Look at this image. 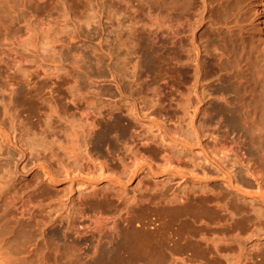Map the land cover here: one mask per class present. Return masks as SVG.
<instances>
[{"label": "rangeland", "instance_id": "374dc122", "mask_svg": "<svg viewBox=\"0 0 264 264\" xmlns=\"http://www.w3.org/2000/svg\"><path fill=\"white\" fill-rule=\"evenodd\" d=\"M44 1L47 2L48 0H44ZM44 1L43 0H21L20 2V0L19 1L14 0L15 3H12V2L9 4L4 3L2 6H0V21L5 22V23L8 22V25H10L12 21V24H11L12 29H10V31L24 32L25 22L23 23L22 21L23 20L22 18L24 16H27V15L29 16V14L35 13V14H39L44 17V15L46 16V13H51V15L55 13L54 10H56L57 7L54 5L53 7H56V8L52 10L53 9L52 3L50 5V2L52 0L51 1L49 0L47 3ZM109 1L100 0L98 2L96 0L95 2L97 3V7L98 6L99 7L97 9L96 3L94 4L97 11L94 13V16H93L94 18L92 17L89 18L90 20H88L84 16L77 18V20L71 17L68 18L67 16L66 17L63 16L59 18L58 20L60 23L58 22V25L61 27V30L63 27V30L62 32L60 31L61 35L59 34L58 36L59 37L58 42L57 41L55 42L56 36L54 34V31L52 30V28L54 27L53 24L55 25V23L51 24L50 27L52 28H50L49 31L46 29H43L44 32L43 31L40 32L39 29L40 30L42 29L38 28L36 25L35 26L33 25V24H36L35 23L36 21H34V18L31 17L33 20L31 21L33 22L32 23L33 27L30 26L29 30L37 27V31L39 33L37 34L36 29L34 30L32 29L29 31L28 33L29 35H27V37L23 39V41H25L23 42L24 45L25 43L26 44L28 43L27 45L28 47L26 45L25 46L21 45V46L16 47L13 51L11 49L12 52H10V49L0 46V83L2 84H6L7 82L13 83V87H14L13 96H14V109H15L13 110L14 113L12 112V114H14L13 117L17 114L15 117L17 119L15 118L11 119L13 121L11 122V125L13 126V128H15L13 129L14 134L12 133L13 136H15L13 137V140L15 139L14 140L15 145L14 146L11 144L10 146L4 145L2 147L3 150L2 149L0 150V155H1L0 156V163H1L0 166L5 165L4 167H2V168H5L3 169L4 174L7 173V175H10L9 173L14 171L15 173L13 172L12 176L14 175L15 177L13 176L14 177L13 178L9 176L11 178L9 179L4 178V176L7 177V175L2 174L3 170L2 168H0V176H2L1 177L2 180L0 179L1 180L0 183L2 184L0 188L2 189L0 190L3 193H5V192H8V190L10 189L9 192L11 191L10 193H12V192H15V189H16L17 193L20 191V193L18 194H22L21 192H26V191H28L29 193L32 192L31 195L33 197L32 199L35 198L34 200H37V197H39L38 194H36L37 191L43 192L42 196H44L43 198L45 200V201L43 200L44 210L46 209L52 210V207H55L56 204L54 205L52 203L50 204V206L51 205L52 206L48 207V204H49L48 202L51 201L52 199L51 197H55V196L57 197V195H54L53 193L56 194L57 192L58 194L60 192L58 194L60 196L62 194L61 192L62 189H64L63 194L65 193L66 195L68 194L72 197H75L76 194L78 193L77 191H79V186L81 190L84 185L87 186L86 188L88 191L97 190L98 194L99 193L100 194L111 193V192L113 193L116 188L120 189L121 194L118 193V195L120 194L119 200L122 199L120 200L121 201L119 204L120 206L118 205L119 201L115 197H113L111 194L110 196L113 198L111 199V197L108 196L111 200L108 201L107 202L108 204L106 205H110V204L112 206L116 205V208L117 206H119V208H117L119 210L122 207L121 214L123 215V217L125 214L123 212L126 211L130 213L128 214V216L130 215L129 217L131 218L130 223L132 222L131 223L133 224L132 227L134 228L136 227L135 230L137 229L136 230L137 232H133L132 229H129L126 231L124 230L125 236L126 238L134 237V239L136 237V240H140V243L142 244V247L140 245L137 248L140 247L139 248L140 250H142V248L143 249L145 248L148 251V253L150 252V254H143L140 256H136L135 254L134 256L128 255L129 258L128 257L123 258L122 262L119 259H114L109 262L110 264L111 263L112 264H138V263H141V264H264V198H261V197H264V195L261 194V193H264L263 192L264 191V185H263L264 181L259 180L260 178L258 179V177L256 178L255 176H252L250 172H247L246 169L244 168V164L242 163L240 164V162H238L237 159L235 160V154H234V152L237 153L241 149L242 152L246 153L244 154L245 157L243 156L244 160L249 158L248 160L250 162V158H251V163H253L252 161H254L255 164H259L261 161H263L260 159L261 158L260 150L264 149V135L262 134V130L260 132L259 131L257 132V130L255 129V127L250 121V117H246L243 115H232V116L226 115V116L219 117L220 115L215 116L212 114L213 116L208 115L209 117H207V115L202 116L198 114L196 116H193L194 118L192 120L190 116H187V115L186 117L184 115L181 116L180 115L181 112L175 110L176 107H174L175 105L174 102L168 99H164L163 100L164 102L162 101L161 108L160 106L154 105L155 108L151 106V108L148 109L149 106L152 105L151 104L153 103L152 101L147 106L146 104H148L149 102L146 99L142 100V99H139V97H135V96H138L137 94L132 95L135 93L133 87H135L138 83L146 84L148 82L149 83L151 82L152 84L154 83V80L156 78L154 65L151 63V61L146 60V58L143 56L144 54L142 55L141 50H140L141 48L140 46L143 47V43L146 42L144 41V39L145 40L147 39V35H144L138 29L140 27L141 21L140 22L137 21V18L138 20L143 19V21H147L146 19H144L145 17L140 14L142 13V11L145 12L144 7L140 8L142 11L137 9L139 5L136 4L135 0H132L133 5L131 1L129 4H125V2L122 0L123 2L122 1L121 2L126 5L125 7L123 6V4L119 5L120 0H115L114 5L109 4L110 3ZM52 2L53 4H55L54 1ZM102 3L104 4L101 7ZM10 4L12 7H10ZM49 5H50V9H49ZM106 5H107V8H106ZM117 5L119 8L117 7ZM248 6L250 7V4ZM100 7H101L100 10L103 9L102 12L99 11ZM110 7L112 9H110ZM127 7H128L127 10L130 11L129 13L132 14L133 12L135 15L130 14L129 16V13L127 15L128 11H126V15L128 17L126 15H125L126 17H123L125 14L124 9L126 10ZM129 7L130 8L134 7V8H131L132 10H130ZM95 8H92V9H95ZM114 8H117L118 11ZM107 9L109 11L111 10L113 14L117 12V15H113V17L111 18L112 14H110V12ZM133 9L135 11H133ZM48 10L54 11V12H50ZM98 11L99 13L101 12L100 16L99 14H97ZM120 11H122L124 14L120 13ZM135 12H137V14ZM106 14L108 15L110 14L111 16H108ZM140 15H141V18H140ZM247 15H249V13H247ZM250 15L248 17L249 18L248 22L252 21V17ZM114 16H116L117 18H115ZM136 16L137 18H134ZM114 18L116 19V21H114L115 20ZM72 19L74 20L72 21ZM60 20L62 21V23ZM119 20H120V23H122L123 25L122 24L120 25V23H117V21L119 22ZM135 20L136 22H138L139 25L136 24ZM110 22L113 23V25ZM114 22L116 23V25ZM118 24L119 26H117ZM110 26H111V29H110L111 32L109 31ZM122 26L124 27V29H122L123 28ZM74 27L76 28L77 32L76 30H74L75 29ZM115 27H118L117 30ZM135 28H137V30H139L140 32L137 31ZM1 30L3 31L2 27H0V33H1ZM45 30H46V33H45ZM131 30L137 31L135 32L136 34L132 35L134 34V32L132 33ZM33 33L39 35V38L36 40L38 44H35V45L33 44L34 41L32 42V40H34V37H35V34ZM140 33L143 34L142 37ZM32 34L34 35V37H32L33 36ZM126 35L127 37H125ZM123 36L127 39V41L125 38H124L125 41H122L124 40ZM138 36L141 40L138 38V41H136L137 40L136 37ZM130 37L133 38L132 40L138 42L139 44L134 41L132 43ZM150 39H151V36H150ZM29 42L30 43L32 42V43L29 44ZM125 42H126V45H124ZM120 43L121 44L124 43L122 44L123 46H120L121 45ZM134 44H138V45L134 46ZM112 45H113V48L111 47ZM29 46L31 47V49ZM32 46L33 47L35 46L34 47L35 49H33ZM124 46L126 49L124 48ZM129 51H132V53L136 52V54L135 53L132 54ZM141 56H142V59H141ZM13 58L19 59V61ZM137 62L139 63L137 64ZM175 64L177 63L175 62ZM136 65L140 67L138 68ZM42 71L43 73H41ZM184 71L185 70L183 71L181 70L180 72H176L172 74V77L170 79L172 88L180 89L181 85L189 83L186 80ZM27 74L28 76H30L29 79H28ZM20 80H22V82ZM134 80L137 82L139 80V82L137 83ZM33 81H34V85H32ZM35 82L37 83L35 84ZM52 82L53 84L55 83L54 84L55 87L52 84V87L54 89L51 87V85H49ZM57 82L59 83L58 86H57ZM71 82L74 85L77 84L76 86H78L77 87L78 90L75 88L76 86L74 87V85H70ZM132 82L135 83L136 85L133 84ZM216 82L217 81H215V88L222 87L221 84L216 83ZM25 83H26V86H28V88L24 86ZM47 85L51 89H49ZM44 86L48 88H45ZM128 86L132 90L128 89L129 88ZM70 87H71V90H69ZM44 88L47 90L49 89V91H51L49 93L52 94L53 97L56 99L57 104L59 106V113L62 116L58 112H55V114L56 113L58 114L56 115L57 116L56 117L54 115V112L52 113L53 109L51 107L48 108L50 105L48 106L47 104L48 100L46 97H48L49 95H48V91L45 90ZM64 88H66V90ZM72 88L75 90H73ZM23 89L24 90L26 89V91H24ZM67 90L68 92H66ZM70 91L72 93L74 92L73 93L74 96L77 93V95L75 96L77 101L75 100V102L79 103L78 105L79 109L84 108V109L89 110L88 108H91L90 110H93V108L99 105L102 108L104 107V109L101 108V111H103L104 114L105 113L107 114L108 112H110V116L108 117L106 116V118L102 119L101 121L99 120V124L97 126L98 128H96L98 129V132L96 134L97 137L94 139V142H93L94 144H91L93 156L95 155L97 158H99V160H101L100 162H98L99 160H97V162L95 161L96 168L97 167H98L97 169L100 168L101 169V170L99 169L100 171H103L102 169H104L103 171L104 173L100 172L99 170L97 171V169L95 168L93 169L95 172L92 170L91 172L93 173H90V174L87 173L90 176L88 175L86 177H83L81 175V178L83 177V181H81L82 180L81 178H77L76 181H71L69 178L64 177L63 178L64 180H62L60 184L58 185L49 184L50 185L49 186L43 174L42 173L40 174V172L42 171L39 167L42 163H44V160L46 159L44 156L46 151L44 149H45L46 140H49L48 137H46L44 133H45L47 126L48 127L52 126L54 129L58 131L60 130L59 131L60 136H61L60 141L61 142L63 141L65 143L66 135L71 132L70 131L71 128H69L71 126H66V124L68 125L69 122H70V125L72 123L77 124V122L71 123V121L78 119V117L80 116L78 113L79 111L77 112L75 110V113L71 111L77 108L71 105L70 98L72 97L73 94ZM130 91H131L132 96L130 95ZM1 92H3V90L0 89V93ZM142 92H144V89L142 90ZM24 93L28 95H25ZM145 93L147 94L148 92H145ZM145 93L139 94V95L142 96V95H145ZM55 94L56 95L59 94V95L55 97ZM0 95H2V97L0 98H5L6 96L5 92L1 93ZM79 96H81V98H79ZM132 97L133 98L135 97L137 99L134 98L133 100ZM82 98H84V100ZM66 99H68L69 101L66 102ZM90 99L91 101H93L94 104H92ZM83 101L85 103L90 101L91 103L88 105L87 104L83 105L84 104ZM140 101L144 103L143 106L146 109L140 108V105H142ZM144 101H147L148 103L147 102L145 103ZM210 101L211 100L202 103L203 106L210 107L211 105H213L209 103ZM2 102H5V101H2ZM100 102H101V105L104 104L105 106L104 105L101 106ZM130 104H134L136 105V107L139 104L138 108L141 109V111L139 110V112L141 113L140 114L138 113L140 117H138L139 119H137L138 122L136 121V124L135 122H130L125 116L128 113L127 112L125 114L126 110L128 111L130 109L128 108V106H131ZM100 107L95 108V110L96 109L100 110ZM124 107L126 108L125 111H124ZM172 109L173 111L175 110L176 112L174 113ZM150 110H152L153 112ZM64 112L65 114H63ZM177 112H179L180 114ZM1 113H2V110L0 111V114ZM143 114H145V116ZM2 115L4 117L0 116L1 118H4V119L7 118V115H4L3 113ZM63 115H66V116H63ZM18 117L20 120L22 119L23 121L22 120H21L22 122L20 120L17 121ZM73 117L74 119H72ZM66 119L69 122H67ZM63 120H65L66 123H64L65 121ZM15 121L18 123L17 126H16L17 123ZM166 121L168 122V127L162 126L161 128L160 125L163 122L167 124ZM187 121L190 122L191 124L188 123ZM23 122H26V123H23ZM127 122H130L132 127H136L137 128L136 130L141 129V131H139L140 133H144V131L147 129L148 131L150 130L149 133L151 135L152 133L153 134L155 133L156 135L154 134L155 135L154 139L157 141H159V139L162 137L165 138V139L162 138L163 140L167 139L166 142L168 143L171 142L170 144H172L171 146H169L170 144H167L169 148L172 150V147H173V149L177 151L176 153L173 150L174 151L173 153L179 154L177 150L179 149L180 153L185 152V155L187 158L191 157V158H188V160L184 161V163L186 164L188 163L187 164L188 166L182 162L183 164L181 163L180 165H183V167H180V165L178 167V170L181 168L185 170L184 171L185 173H184L183 170L181 169L182 173L186 176L176 173L175 170L177 168L175 167H173L174 169L172 168V166L174 165L172 161L167 160L165 162L164 160L163 162L161 161V158H156V156L153 153L151 154L148 151L146 153L151 154V156H153L154 159L157 161V165L155 164L156 162L154 163L157 167L153 165L155 168V172L153 171L151 173L148 172L147 168L140 163L142 162L141 158L139 157L136 158L137 156H134L135 158L130 159V158H127L126 155L123 156L126 151H129V145L132 142L129 139H126L127 136L125 135L126 136L125 137L123 135L124 133L122 134L121 132L123 125H125ZM23 124L25 125L27 124L26 127H24L25 125L23 126ZM175 124H177L176 126L179 127L178 129H175L173 127L175 126ZM21 128H24V129L27 128V131L25 132V130L22 129V130H19L18 132V129H21ZM114 131H115L114 134L116 135H112ZM164 131H166V133H164ZM101 132L103 133L107 132V136H108L106 138L107 140L105 138L102 139L103 142L102 140L98 141V139H100L99 135ZM24 133L27 135H25ZM263 133H264V130H263ZM259 134L262 135V137ZM20 135L22 137H20ZM63 136H65V140ZM177 136L179 137V139ZM17 137L20 139H18ZM174 137H177V138H174ZM173 138L174 140H172ZM180 138H183L184 140H187L188 142L190 140L192 142V145L193 144L195 145L189 146V144H187L188 142L186 143L187 145H185L184 144L185 141H182L184 143H181V141L179 143L178 140H181ZM105 141H106V144H105ZM134 141H136V139ZM124 142L126 145L123 144ZM166 142L164 141L165 144ZM18 143L19 144L21 143V144L19 145ZM128 143L130 144L128 145ZM16 145H19L20 147ZM54 145H53L54 153H51V158L52 156H53L52 159L57 158L56 162L54 161L55 162L54 166L55 167L57 166L56 167L57 169L59 167V164H57V162H59L58 161L59 157H57L55 154V152H57L56 150L57 145L55 146ZM121 145L122 147L128 146L127 147L128 150L126 151L120 150L119 146ZM24 146L27 148V153L29 154L26 156V158L21 156L22 153L20 151L21 148H25ZM256 146L259 151L256 149ZM122 147L120 148L122 149ZM234 149L235 151H233ZM159 150L160 148L157 150L158 155L161 154ZM8 152H9V156H8ZM116 153L124 157V162L127 161L126 159H129L126 162L127 165L124 164V162H122V165L119 164L120 162L116 163L118 162L116 160V158L118 157ZM121 153H123V155ZM186 153L190 156H187ZM52 154H54L55 156ZM128 154H130V152H127V155ZM191 155H194V157ZM250 155L251 157H249ZM252 155L254 157V160H253ZM112 156H114L115 158ZM130 156L133 157V154H131ZM257 156H260V158H257ZM192 157H193V160L195 159L194 163H196V160H197V163H196L197 165L194 164L192 160H190L192 159ZM211 157L213 159L218 158L217 160H220V162L224 166V167L222 166L224 168V171L226 169L225 172L229 171L230 175L233 176L232 181L234 184L232 187L227 186L225 184L226 182L223 179L224 177L228 176L227 173L223 171L222 167H221L222 169H220L222 172L219 171L220 172L219 173L217 171L218 168L216 169V167L214 166L215 164L212 162ZM219 157L221 159H219ZM62 158H63V163L65 165L67 164L66 166L68 167L70 165V167L67 168L66 170L65 169L66 167L62 163L63 166L60 165L61 166L59 167L60 170L65 171V173L66 171L70 172V168H71V164H69L71 163L70 159L67 158V156H62ZM27 159L29 160L27 161ZM68 159H69V162H68ZM104 159L107 162L106 164L109 165V166L107 165L108 167L106 166L107 168H104V166L101 164L102 161H104ZM112 159H114L115 161L114 160L112 161ZM257 159H260L261 161L258 163ZM21 160L22 161L24 160V161L22 162ZM25 160L27 163L25 162ZM138 161L140 164H138ZM199 161H201V163L204 162V164H201V163L198 164ZM209 161L212 163L211 165H209V167L214 166L215 169H213V167L212 168L207 167V169H205L207 164H210ZM24 162L27 164V166L25 165ZM169 162H171V165L173 164L171 166L172 169H170ZM190 162H192L194 165ZM14 164H17V167ZM20 164L23 166V168H25L24 167L25 165L28 168V170L27 168L25 169L27 170L25 172L23 171L24 170L23 168L21 170ZM123 164L126 167H124ZM140 165L143 167H141ZM199 165L203 166L204 168H202L201 166L200 167L202 169L200 167H196ZM136 166L139 167L140 169L137 168ZM260 166L264 167L263 164ZM134 167H136L135 168L136 173L135 172L132 173L134 171L132 170L134 169ZM166 167H169V168L166 169ZM9 168L11 170L13 168V170L11 171ZM154 168L152 170H154ZM163 168H165L166 171ZM169 169L170 171H172V173L169 172ZM8 170H9V173H8ZM181 170L179 171L181 172ZM203 170H206L207 172L204 174L203 172L205 171ZM186 171L187 172L190 171L192 175L190 174V172L186 173ZM72 172H75V171H72ZM72 172H70L71 175H72ZM97 172H99L100 175L101 173H103V175L99 177V174ZM35 173L38 175L36 176ZM65 173L62 172V174H65ZM193 173L194 174L196 173L195 176L199 174L198 175L199 177L202 176V174H204V176L208 174V177H207L208 179L206 178L205 182L202 181V179L200 181L193 179L190 177V176H194ZM85 174L86 173H83L84 176ZM213 174L216 176H218L219 174H220L219 176L221 175L224 176L223 174H225L227 176H224V177L221 176V179H220L219 177H216V176L215 178ZM67 175L69 176L70 174L68 173ZM117 175H121L118 177L122 178V179L120 178L121 180L117 178L118 183L115 180ZM209 175H212L214 178H212ZM112 176L114 178H112ZM262 176L264 178V175ZM39 177L42 178L43 184H41L37 190H34L35 188H37ZM88 177H90L91 180ZM95 177L96 178L98 177V178L96 179ZM86 178L89 180L86 181L87 180ZM202 178L204 177L202 176ZM12 179L14 180V183L13 181L11 182ZM34 180H36L37 182L36 181L34 182ZM24 181H26L25 184H24ZM9 183L10 184L12 183V184L8 186ZM6 185L8 186L7 190L5 189ZM17 185L20 188L23 187L20 185H24V187L25 186L26 187L25 189L22 188L23 189L22 191V189L20 190V188L17 187ZM145 186L147 189L145 188ZM198 186H204V189L211 190V192L206 191V193H204L205 195L207 194L206 195L207 199L202 204V206L198 207L194 205L192 202L193 200H189L187 203H184L183 205H179L177 204V202L176 203L174 202L175 204L172 205L173 203L170 201L171 195L177 194L179 192L180 193L177 195H180V194H183V192L187 191L188 189H191L193 187L198 188ZM54 187L55 188L59 187V191L54 192V190H58V188L55 189ZM235 187L237 188V190ZM257 192H261V193L259 194ZM3 193H1L0 195H2ZM256 194L260 196H257ZM49 196H50V199H49ZM46 199H49V200L47 201ZM124 201L126 202L125 203L126 206L124 205ZM94 202L97 203V201L95 200ZM97 205L103 207L105 205V202L103 204L102 202L99 204L97 203ZM123 207L125 208L124 211H123ZM126 208L129 210H127ZM114 210L116 211V209ZM190 210L199 211V213L201 214V218L197 216L194 219L191 218V216L194 214L193 213L191 214ZM36 211L37 210H35V212ZM111 211L115 212L113 210ZM136 223H138V226L136 225ZM29 228L35 231L33 232L34 235L36 234L37 236L39 235L38 230L36 231L34 229L35 227L33 228L29 227ZM215 238H218L220 240L219 241L220 242L219 251L217 253L214 252L209 245L210 241ZM195 240L199 241L198 245L197 244L192 245ZM200 240H202L203 242H201ZM171 253L172 254L174 253V254L172 255ZM150 255H151V258H150ZM115 260H116V263H115ZM80 261L79 263L81 264L83 261H84L83 264L84 263L85 264H100V263L103 264V262L100 260H98L97 263H89L90 261H88L87 258L85 257H83ZM79 263L76 262V264H79ZM63 264H66V262Z\"/></svg>", "mask_w": 264, "mask_h": 264}, {"label": "bare ground", "instance_id": "6f19581e", "mask_svg": "<svg viewBox=\"0 0 264 264\" xmlns=\"http://www.w3.org/2000/svg\"><path fill=\"white\" fill-rule=\"evenodd\" d=\"M17 1H19V0H17ZM52 1H54L55 4H53ZM52 1L50 2V5L52 3V7L54 5L57 7L56 10H54L56 7H53V9L51 7V9L55 11V13H54L55 15L54 14L51 15V13H46V16L44 15V17H43L39 14H35V13L33 14L32 12H30L32 14H29V16L28 15L24 16L22 18L23 20L21 19L23 21V23L25 22L24 32H17V31L12 32V31H10V29H12V26H11L12 21H11V23L9 22L10 25H8V22L5 23V22L0 21V27L3 28V31L1 30V33H0V46H3L7 49H10V52H12L16 47L24 45L23 42H25V41H23V39L25 37H27V35H29L28 34L29 31L33 29L32 28L33 22H31L33 20L31 17H33L34 21H36L35 22L36 24H33V25L34 26L36 25L38 28L42 29V30L39 29L40 32L41 31L44 32L43 29H46L49 31L50 28H52V27H50L51 24L55 23V25L53 24L54 27L52 28V30L54 31V34L56 36L55 42L56 41L58 42V39H59L58 36H59V34L61 35L60 31L62 32V30H63V27L61 30V27L58 25V22H59L58 19L59 18H61L63 16L64 17L67 16L68 18L71 17V18H75L77 20V18L84 16L88 20H90L89 18H91V17L94 18L93 17L94 13L97 11L96 8L98 9V7H99V6L97 7V3L95 2L96 0H52ZM97 1L99 2L100 0H97ZM107 1H109V0H107ZM121 1L122 0L119 1V5L123 4L124 7L126 6L125 4H129L130 1L132 2V0H123L125 2V4H124V3H122L123 1L122 2ZM11 2L15 3L14 0H0V6H2L4 3L9 4ZM20 2H21V0H20ZM44 2H46V1H44ZM109 2H110L109 4H111V5L115 4L114 3L115 0H110ZM135 2L137 5H139L138 8L136 7L137 9L141 10L140 8L144 7L145 12H143L141 10L142 13H140V14L143 15L145 17L144 19L147 20V21H143V19L138 20L137 16H139V15L134 17V18H137V21H139V22L141 21L140 27L139 28L137 27V28L144 35H147V39L146 40L144 39V41H146V42L143 43V47L140 46L141 47L140 48L141 54L142 55L144 54L143 56L146 58V60L151 61V63L154 65L156 78L154 80V83H152V84H151V82L150 83L148 82L146 84H142V83L140 84V83H138L139 80H138V82L134 80L138 84L136 85L135 83L132 82L133 84L136 85L135 87L132 86L134 88V92H135L132 95L137 94L138 96H135V97H139V99H142V100L146 99L149 102L148 103L147 101H144L145 103L146 102L148 103V104H146L147 106L152 101L153 103H151L152 105H150L148 109H150L151 106L154 107V105L160 106V108H161V103L164 99H168L170 101H173L175 104L174 107H176L175 110L181 112V114L179 112H177V113H179L181 116L184 115L185 117H186V115L190 116L192 118V120L194 118L193 116H196L198 114H200L202 116L207 115V117H209L208 115H212V114L215 116L220 115L219 117L226 116V115L227 116L243 115L246 117H250V121L253 124V126L255 127V129L257 130V132L258 131L260 132L262 130V134L264 135V133H263V130H264V35H263L264 34V0H246V1L245 0H135ZM73 3H74V5H73ZM95 3H96V8L94 5ZM75 4H76V6H75ZM103 4L104 3L101 4V7ZM249 4H250V7L248 6ZM50 5H49V9H50ZM93 5H94V7H93ZM107 5H106V8H107ZM132 5H133V2H132ZM246 6H247V8H246ZM10 7H12L11 4H10ZM47 7H48V5H47ZM101 7L99 8V11L102 12L103 9L100 10ZM111 7H113V6H111ZM111 7H110V9H112ZM117 7H118V5H117ZM92 8H95V9H92ZM131 8H134V7H131ZM131 8H130V10H132ZM114 9L117 10V8H114ZM122 9H124V8H122ZM127 9H128V7L126 8V10L124 9L125 14L122 12L123 10L120 11V13L124 14V16L121 14L123 17H126L128 15V13L130 12ZM48 11H50V10H48ZM54 11H50V12H54ZM99 11L97 14H99V16H100L101 12L99 13ZM126 11H128L127 15H126ZM133 11H135V10L133 9ZM109 12H110V14H112V16L110 14L109 15L106 14V15L111 16V18L113 17V15H117V12L114 14L111 10ZM135 13L137 14V12H135ZM247 13H249V15L251 14L250 15L252 17V21L250 20L251 22H248L249 15H247ZM97 14H95V15H97ZM130 14L131 13H129V16H130ZM132 14H134V13L132 12ZM141 15H140V18H141ZM114 17L117 18L116 16H114ZM73 20L74 19H72V21ZM114 21H116V19ZM135 22H136V20H135ZM61 23H62V21H61ZM117 23H120V20H119V22L117 21ZM111 24L113 25V23H111ZM121 24L122 23H120V25ZM136 24L139 25L138 22H136ZM115 25H116V23H115ZM30 26H32L31 27L32 29L29 30ZM111 26L109 28V31L111 29ZM117 26H119V24ZM37 27L34 28V29H36V31H37ZM115 28L117 30L118 27H115ZM119 28H121V27H119ZM130 28H132V27H130ZM137 28H135V29L137 30ZM122 29H124V27ZM122 29H121V31H122ZM132 29H134V28H132ZM46 30H45V33H46ZM74 30H76V28ZM128 30H130V29H128ZM139 30H137V31H139ZM137 31L131 30L132 33L134 32V34H132V35H135L136 34L135 32H137ZM76 32H77V30H76ZM38 33L39 32L37 31V34ZM142 33H140L141 37L143 35ZM33 34H35V33H33ZM37 34H35V37H34V35L33 36L31 35L32 37H34V40H32V42L34 41L33 42L34 45L38 44L36 42V40L39 38V35H37ZM150 36H151V39H150ZM125 37H127V35ZM125 37L123 36V39ZM138 38H139V36L136 37V39H137L136 41H138ZM125 39L122 41H125ZM132 39L133 38H131V42L133 43L134 40H132ZM128 40H130V39H128ZM126 41H127V39H126ZM136 41H134V42H136ZM144 41H142V42H144ZM26 42H28V41H26ZM31 43L29 42V44H31ZM136 43H138V42H136ZM122 44H124V43H122ZM122 44L120 46H123ZM138 44H134V46L138 45ZM25 45L27 46L28 43L27 44L25 43ZM124 45H126V42ZM34 47H33V49H35ZM111 47L113 48V45ZM124 48H125V46H124ZM11 49H12V51H11ZM30 49H31V47H30ZM7 51H9V50H7ZM129 52L132 53V51H129ZM133 53L136 54V52H133ZM13 59H15V58H13ZM141 59H142V56H141ZM15 60L19 61V59H15ZM138 60H140V59H138ZM134 62H136V61H134ZM139 62H137V64ZM175 62L177 64H175ZM145 63H147V62H145ZM134 64H136V63H134ZM137 67L139 68L140 66H137ZM181 70L182 71L185 70L184 74H185L186 80L189 83L181 85L180 86L181 88L179 87L180 89H174V88H172V85L170 83V79H171L173 73L180 72ZM32 71H33V69H32ZM26 73H25V75H26ZM41 73H43V71ZM27 76H28V74H27ZM29 77L30 76H28V79H29ZM136 79H138V78H136ZM30 80H31V78H30ZM20 81L22 82V80H20ZM26 81H27V79H26ZM215 81H217L216 83L221 84L222 87L215 88ZM140 82H141V80H140ZM9 83L10 82H7L6 84L0 83V89L3 90V92H5V94H6L5 98H0V111L2 110V113L4 115H7L6 119L0 117V150L2 149V147L4 145H6V146H10V144L13 146L15 145V141H14L15 139L13 140V137H15V136H13V134H14L13 129H15V128H13V126L11 125V122H13L11 119L15 118L17 114L13 117L14 114H12V112L14 113L13 110H15L14 109V96H13L14 87H13V83H10V84ZM26 83L24 86H26ZM36 83L37 82H35V84ZM52 84H53V82L49 85H51V87H52ZM58 84L59 83L57 82V86H58ZM116 84H118V83H116ZM32 85H34V81L32 82ZM70 85H74V84L71 82ZM76 85H74V87ZM26 87L28 88V86H26ZM44 87L48 88L49 86L48 87L44 86ZM54 87H55V85H54ZM77 87L78 86H76L75 88L78 90ZM26 89L25 90L23 89V90L26 91ZM49 89H51V88L49 87ZM49 89L48 90L45 89L48 91V95H49L48 97H46L48 100L47 104H48V106L50 105L48 108L51 107L53 109V110L51 109L52 113L54 112V115L56 116L58 114L57 113L55 114V112L59 113V106L57 104L56 99L53 97V95L49 93V92H51V91H49ZM56 89H58V88H56ZM64 89L66 90V88H64ZM128 89H131V88L129 87ZM143 89H144V92H142ZM69 90H71V87ZM73 90H75V89H73ZM57 91H59V90H57ZM3 92H1V93H3ZM66 92H68V90ZM145 92H148V93L146 94ZM143 93H145V95H142V96L139 95V94H143ZM46 94H47V92H46ZM25 95H28V94H25ZM58 95L55 94V97ZM76 95H77V93L75 94V96ZM130 95H131V91H130ZM75 96H74V94L72 95V97L70 98V102H71V105L74 106L75 108H77L78 110L77 109H73V110L69 109V110L73 111L74 113H75V110L77 112L79 111L78 113H79L80 117H78V119H75L74 121H71V123L77 122V124L72 123L71 125H70V122L66 119V121L69 122V124L68 125L66 124V126H71V127H69V128H71V130H70L71 132L68 134L66 132V134H67L66 140H65V136H63L65 143L63 141L62 142L60 141V137H61L60 133H59L60 130L58 131V130L54 129L52 126H51L52 128L50 126L49 127L47 126L48 128L46 127V130L44 133L45 136L48 137V139H49V140H46L45 149H44L46 151V153L44 152L45 153L44 156L46 159L45 160L43 159L44 163H42L40 166L39 165L38 166L40 167V169L42 171V172H40V174L41 173L43 174L44 178L47 180L48 185L49 184L58 185V184H60V182H62V180H64L63 179L64 177L69 178L71 181H76L77 178H81V175L83 177H86L90 173H93L91 171L96 168L95 161L97 162V160H99V158H97L95 155L94 156L97 159L93 156L91 144H94L93 143L94 139L97 137L96 134L98 132V129H96V128H98L97 126L99 124V120L101 121L102 119L106 118V116L107 117L110 116V112H108L107 114L106 113L104 114L103 111H101L102 107H100L99 105L97 107H95V105H94L95 108L100 107V110L96 109L98 111H96L95 108H93V110H90L91 108H88L89 110L84 109V108L83 109L80 108L81 109L80 110L79 106H78L79 103L75 102V100L77 101ZM0 97H2V95H0ZM79 98H81V96H79ZM134 98L132 97L133 100H134ZM68 99H66V102L69 101ZM82 99L84 100V98H82ZM135 99H137V98H135ZM209 100H211L209 103H211L213 105H211L210 107H204L202 103L207 102ZM2 101H5V102H2ZM90 101H91V99H90ZM90 101L89 102L86 101L87 103H85L83 101V103H84L83 105H85V104L88 105L91 102H92V104H94L93 101H91V102ZM64 102H65V100H64ZM134 102H136V101H134ZM65 104H67V103H65ZM141 104L142 105H140V108H144V106H143L144 103L141 102ZM100 105H101V102H100ZM102 105H104V104H102ZM130 105L131 106H128V108H130V109L128 111L126 110L125 114L127 112L128 113L125 116L130 122H135V124H136L137 119H139L138 117H140L139 114L141 112H139V110L141 111V109L138 108L139 104L137 105V107L134 104H130ZM90 106H92V105H90ZM141 106H143V107H141ZM131 107H133V108H131ZM64 108H66V107H64ZM102 109H104V107ZM125 109L126 108L124 107V111H125ZM144 109H146V108H144ZM175 110L173 111V109H172V111L174 113L176 112ZM150 111H152V110H150ZM2 113L0 114V116H3ZM63 114H65V112ZM143 115L145 116V114H143ZM63 116H66V115H63ZM190 117H188V118H190ZM15 119H17V118H15ZM72 119H74V117ZM19 120L20 119L18 117L17 121H19ZM60 121H61V119H60ZM63 121H65V120H63ZM66 121L64 123H66ZM130 122H127L125 125L122 124L123 125V128L121 130L122 134L124 133L123 135L127 136L126 139H129L130 141H132L131 144L128 143V145L129 144L131 145V146L129 145V151H126V150H128V148H127L128 146H123L124 148L122 147V145L119 146L120 150L126 151L125 152L126 154L123 152L124 155H123V153H121L123 156L126 155V157L130 158V159L135 158L134 156H137L136 158H138V157L141 158L142 162H140V163L147 168L148 172L151 173L153 171L155 172L154 166L157 165V161L154 159L153 156H151V154L153 153L156 156V158H161V161H163V162H164V160H165V162L167 160L172 161L174 163V165L175 164L176 165L174 166L172 164L173 165L172 166L171 162H169L170 163L169 164L170 169L175 167V168H177L175 170L176 173L184 175L182 173L183 169L182 168H181L182 170L179 169V170H181V172H180L178 170V167L182 162L184 163L185 160H188V158H191V157L187 158L185 155V152L181 151L182 153H180L179 149H177L179 154L173 153L174 151L177 153V151L174 150L173 147H172V150L169 148V146H171L172 144H170L171 142L170 143L166 142L167 139L163 140L165 138L162 137L163 139L160 138L159 141H157L154 139V137L156 135L155 133H154L155 135L153 133L151 135L149 133L150 130L148 131V129L145 130L144 133H140L139 131H141V129L136 130L137 128L132 127ZM23 123H26V122H23ZM163 123H164V125H163ZM163 123L162 124L160 123L161 128H162V126L168 127L167 121H166L167 124H165V122H163ZM188 123H190V122H188ZM17 125H18V123L16 124V126ZM24 125L25 124H23V126ZM26 125L24 127H26ZM122 125H121V127H122ZM176 125L177 124H175V126ZM175 126H173L175 129L179 128L177 126H176L177 127L176 128ZM20 127H21V125H20ZM166 127H164V128H166ZM169 128H171V127H169ZM22 129L25 130V132L27 131V128L26 129L21 128V129H18V132H19V130H22ZM67 130H69V129H67ZM166 131H164V133H166ZM114 133H115V131L112 133V135H116ZM25 135H27V134H25ZM260 136L262 137V135H260ZM20 137H22V136L20 135ZM23 137H24V135H23ZM99 137H100V139L97 138L98 141H101L104 138L106 139L108 137L107 132L106 133L101 132ZM177 137H174V138H177ZM174 138L172 140H174ZM258 138H260V137H258ZM18 139H20V138H18ZM135 139H136V141H134ZM178 139H179V137H178ZM180 139L181 140H178L179 143H180V141H181V143H184L182 141H185V143H184L185 145H187V144H189V146L195 145V144L192 145V142L190 140L188 142L187 140H184L183 138H180ZM129 140H127V141H129ZM164 141L166 142V144L164 143ZM102 142H103V140H102ZM54 144L57 145L56 146L57 152H55V154L57 157H59V159H58L59 162H57V164H59V167H61L60 165H62V163H63L62 156H67V158H69L71 161V163H69V164H71L70 172L75 171L76 173L72 172V175H71L70 172L66 171V173H65V171L60 170L59 167L57 168L58 170L56 169L57 166L55 167L54 163L56 162L57 158L52 159L53 156L51 158V153H54V151H53V149H54L53 145ZM105 144H106V141H105ZM123 144L126 145L125 142ZM167 144H170V145L168 146ZM19 145H16V146H19ZM154 146H155V148L156 147L158 149L160 148V150H159V152H161L160 155H158V151H157L158 149L157 148L155 149ZM120 147H122V149ZM184 147H186V146H184ZM262 148H263V146H262ZM235 149L233 151H235ZM256 149H257V146H256ZM240 150H239V152H240ZM20 151L22 153L21 156L24 158H26V156L29 155L27 153L26 147L21 148ZM147 151L151 154H149V153L147 154L146 153ZM260 151H261V153H260L261 158H260V156H257V158H260L263 161H261L260 159H257V162L259 163L261 161L259 164L264 165V149H261ZM127 152H130V154L127 155ZM239 152H237V153L234 152L235 160L237 159V161L240 162V164L241 163L244 164V168L246 169L247 172H250L252 174V176H255L256 178L258 177V179L260 178L259 180L264 181V178L262 176V175H264V167L263 166L261 167L259 164H255L254 161H252L253 163H251V158H250V162L248 160L249 158L244 160L243 156L246 153L242 152V150L240 153ZM119 153H120V151H119ZM238 153H239V155H238ZM131 154H133V157L130 156ZM256 154H258V153H256ZM46 155H48V156H46ZM52 155H54V154H52ZM116 155L118 156L116 158V160L118 162H116V163L120 162L119 164L122 165V162H124V157L118 155L117 153H116ZM116 155H114V156H116ZM8 156H9V152H8ZM114 156H112V157H114ZM128 156H130V157H128ZM187 156H190V155L187 154ZM191 156L194 157V155H191ZM193 157L190 160H192V162L194 163L195 159L193 160ZM249 157H251V155ZM252 157H253V155H252ZM69 159H68V162H69ZM141 159H140V161H141ZM217 159L218 158H216V159L212 158L211 160L215 164L214 166L216 167V169L218 168L217 171L219 172V171H221L220 169H222L224 166L222 165L220 160H217ZM219 159H221V158L219 157ZM28 160L29 159H27V161ZM113 160L114 159H112V161ZM126 160L128 161L129 159H126ZM253 160H254V157H253ZM100 161L101 160H99L98 162H100ZM127 161H125L124 164H126ZM25 162H26V160H25ZM131 162H132V160H131ZM192 162H190V163H192ZM26 163H25V165L27 166ZM106 163L107 162L105 161V159L101 163L104 166V168H107L109 166ZM140 163L138 161V164H140ZM196 163H197V160H196ZM196 163H194V164H196ZM200 163H201V161H199L198 164H200ZM31 164H33V163H31ZM124 164H123V166H124ZM184 164H186V163H184ZM201 164H204V162H202ZM211 164H212L211 162H210V164H207L205 169H207V167H209V165H211ZM14 165L17 167V164H14ZM25 165H24L25 168H23V166L21 165V170L23 168L24 172L28 170V168ZM34 165H36V164H34ZM66 165L64 164V166L66 167V168L65 167L64 168L67 170V168H69L70 165H69V167ZM4 166L1 165L0 168H2ZM143 166H141V167H143ZM171 166H172V168H171ZM200 166L201 165L196 166V167H200ZM214 166H211L209 168L213 167V169H215ZM54 167H55V169H54ZM100 167H102V166H100ZM124 167H126V166H124ZM136 167H134V169H132V170H134L133 172L131 170L132 173H134V172L136 173V171H135ZM180 167H183V165H180ZM201 167L204 168L203 166H201ZM7 168H8V166H7ZM26 168H27V170H25ZM137 168H139V167H137ZM153 168H154V170H152ZM167 168H169V167H166V169ZM3 169H5V168H2V170ZM99 169H97V171ZM163 169H165V168H163ZM166 169H165V171H166ZM170 169H169V172L172 173V171H170ZM12 170H13V168H12ZM102 170L104 171V169H102ZM103 171H100V172H103ZM184 171L185 170H183V172ZM187 171H186V173L190 172V171L189 172H187ZM203 171H205V172H203L204 174L207 172L206 170H203ZM223 171H224V168H223ZM225 171H226V169H225ZM13 172L14 171L9 173V170H8V173L10 175H7L6 172H5L6 174H4V170H3L2 174L7 175V177L4 176V178L9 179V178L14 176V175L12 176ZM62 172H64L65 174H62ZM228 172L229 171L225 172V173H227L228 176L223 174L224 176H227V177H224L222 175L221 176L224 177L223 180H225V182H226L225 184L227 186L232 187L234 184L232 181L233 176L230 175V172L228 174ZM68 173L70 174L69 176L67 175ZM83 173H86L85 176L83 175ZM87 173H89V174H87ZM97 173L99 174V177H101V175H103L104 172L101 173V175L99 172H97ZM132 173H131V175H132ZM173 173H175V172H173ZM190 174H191V172H190ZM195 174H194V176H190V177L193 179H196L198 181H200L202 179V181L205 182V179L208 177V174L205 176H204V174H202V176L204 178H202V176L199 177L198 176L199 174H197L195 176ZM214 174H215V172H214ZM37 175L38 174H36V176ZM219 175L218 176L214 175V177L216 176V177H219L221 179V176H219ZM9 176H11V177H9ZM40 176H42V175H40ZM118 176H121V175H117V177L115 179L116 182H117V178L118 179L121 178ZM184 176H186V175H184ZM209 176L214 178L212 175H209ZM1 177L2 176H0V179L2 180ZM83 177L81 178L82 179L81 181H83ZM91 177H93V176H91ZM40 178L41 177H39L38 185L36 184L37 188H35V189L33 188L34 190H37L39 188V186L41 184H43V180H42V178L41 179ZM88 178L91 180L90 177H88ZM112 178H114V177L112 176ZM89 179H87L86 181H88ZM7 180H6V182H7ZM36 180H34V182ZM12 181L14 183L13 179L11 180V182ZM21 182H23V181H21ZM25 183H26V181H24V184ZM11 184L9 183L8 186ZM19 184H20V182H19ZM83 184H82V186H83ZM18 185H17V187L20 188ZM263 185H264V183H263ZM1 186H2V184L0 185V187ZM3 186H5V185H3ZM8 186L6 185V188H5L6 190L8 189L7 188ZM20 186H23L22 187L23 189H25V187H26V186L24 187V185H20ZM84 186L81 190H80V186H79V191H77L78 193L76 194L75 197H72L68 194L66 195L65 193L63 194L64 189H62L63 191L60 189L62 192V194L60 196L58 195L60 192L58 194H57V192H56V194L53 193L54 195H57V197L56 196L51 197L52 198L51 201L48 202L49 203L48 207H51L52 205L50 206V204H52V203L54 205L56 204L55 207H52V210L51 209L50 210L49 209L44 210V207H43L44 206L43 205L44 204L43 203V200H44L43 197L44 196H42L43 192L37 191L36 194H38L39 197H37V200H34L35 198L32 199L33 198L31 195L32 192L29 193L28 191H26V192H21L22 194H18V193H20V191L17 193L16 189H15V192H12V193H10L11 191L9 192L10 189L8 190V192H5V193H3L0 190L1 191L0 194L3 193L2 195H0V264H61V263L63 264L65 262H66V264H72V263L76 264V262L79 263V261L83 257L87 258V260L90 261L89 263H97V261L100 260L103 262V264H110L109 262L111 260H114V259H119L122 262V259L128 257V255L134 256V254H135L136 256H140L143 254H150V252L148 253V251L145 248L144 249L142 248V250L139 249L140 247L137 248L140 245L142 247V244L140 243V240H136V237L134 239V237L126 238V236H125L124 230L126 231L129 229H132L133 232H137L136 231L137 229L135 230L136 227L135 228L132 227L133 224H131L132 222L130 223L131 218L129 217L130 215L128 216V214H130V213L126 212V211L123 212L125 209L124 207L126 206L125 205L126 202L124 201L125 206L123 207V211H122L123 213H125L124 217L121 214V208L122 207L120 208V210L117 209L120 206L119 205L121 202L120 200H122V199L119 200V198H120L119 196L121 194L120 189L116 188L117 190L115 189L113 193L111 192V193H102V194L99 193L98 194L97 190H89L88 191L86 188L87 186H85V187ZM22 188H20V190ZM57 188H58V190H54V192L59 191V187H57ZM57 188H55V189H57ZM145 188H146V186H145ZM0 189H2V188H0ZM23 189H22V191H23ZM11 190H13V189H11ZM236 190H237V188H236ZM206 191L211 192L210 189H204V186H198V188L193 187V188L188 189L187 191L183 192V194L177 195L180 193L179 192L177 194L171 195L170 201L173 203V204L171 203L172 205H174L176 202L179 205H183L184 203H187L189 200H193L192 201L193 204L200 207V206H202V204L207 199V196H206L207 194L206 195L204 194V193H206ZM238 191H239V189H238ZM118 193H120V194L118 195ZM257 193L260 194L261 192H257ZM110 194L119 201L118 202L119 206H117V208H116V205H114L113 203L112 204L114 206H112L111 204H110L111 206L106 205V204H108L107 202L113 198L110 196ZM261 194L264 195V193H261ZM256 195L260 196L258 194H256ZM58 196H59V198H58ZM108 196L111 197V199ZM261 198H264V197H261ZM49 199H50V196H49ZM49 199H46V200L48 201ZM94 200L97 201L98 204L101 202L103 204L105 202V205H104L105 207L97 205V203L94 202ZM170 201H169V203H170ZM115 202H117V201H115ZM46 204H47V202H46ZM114 209H116V211ZM35 210H37V211L35 212ZM111 210H113L115 212H112ZM127 210H129V209H127ZM190 212H191V214L192 213L194 214L191 216V218L194 219L196 216L201 218V214L199 213V211L190 210ZM131 217H132V215H131ZM136 225L138 226V223H136ZM29 227H32V228L35 227L34 229L36 231L38 230L39 233L38 232L37 233L39 235L37 236L36 233H35L36 235H34L33 232H35V231H33V229H31ZM130 233H131V231H130ZM200 241L203 242L202 240H200ZM219 241L220 240L218 238H215V239L211 240L210 244H209L211 249L216 253L219 251V246H220ZM198 243H199V241L195 240L192 245H194V244L198 245ZM178 252H179V250H178ZM150 258H151V255H150ZM83 262H82V264H83ZM115 263H116V260H115ZM79 264H81V263H79ZM138 264H141V263H138Z\"/></svg>", "mask_w": 264, "mask_h": 264}]
</instances>
